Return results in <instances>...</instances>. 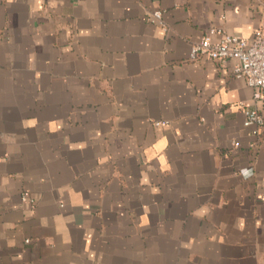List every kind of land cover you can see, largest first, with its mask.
Returning a JSON list of instances; mask_svg holds the SVG:
<instances>
[{
  "label": "crops",
  "instance_id": "0c3cea01",
  "mask_svg": "<svg viewBox=\"0 0 264 264\" xmlns=\"http://www.w3.org/2000/svg\"><path fill=\"white\" fill-rule=\"evenodd\" d=\"M212 28L264 0H0V264H264V102L190 59Z\"/></svg>",
  "mask_w": 264,
  "mask_h": 264
},
{
  "label": "built area",
  "instance_id": "2783aa9c",
  "mask_svg": "<svg viewBox=\"0 0 264 264\" xmlns=\"http://www.w3.org/2000/svg\"><path fill=\"white\" fill-rule=\"evenodd\" d=\"M146 19L165 28L162 12L159 10L149 12ZM200 58L218 63L230 62L232 76L244 79L246 85L252 89L253 101L264 102V31H256L250 38L244 39L212 28L191 47L190 59ZM243 115L244 127H264V115L256 109H246ZM233 146L236 147L237 144L234 143Z\"/></svg>",
  "mask_w": 264,
  "mask_h": 264
}]
</instances>
